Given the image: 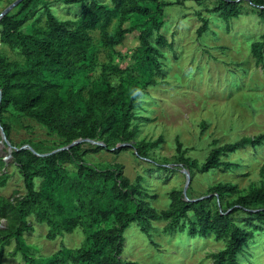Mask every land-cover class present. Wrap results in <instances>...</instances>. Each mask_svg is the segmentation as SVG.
<instances>
[{
  "label": "trees",
  "instance_id": "16d2710c",
  "mask_svg": "<svg viewBox=\"0 0 264 264\" xmlns=\"http://www.w3.org/2000/svg\"><path fill=\"white\" fill-rule=\"evenodd\" d=\"M217 1L214 12L226 22L242 15V4H246L264 24V0ZM63 3L69 7L79 5L77 19L60 20L51 6L44 4L40 13L44 26L23 28L35 16L36 9V0H23L0 20V43L21 55L19 62L0 53V127L12 143L11 126L4 120L10 112L31 118L57 134L63 139V146L79 139L102 142L104 146L81 152L78 144L44 157L29 149L10 152L12 164L22 178L24 194L0 196V220L4 221L0 226V264L5 249L12 243L9 256L20 255L24 264H139L121 258L123 234L133 223L146 233L151 221L167 222V231L179 228L191 237L213 235L225 245L212 255V264H242L241 259L256 245V234L264 232V185L242 195L230 183H217L208 189L210 197L198 201L186 200L182 191H174L168 209L157 212L139 199L145 195L141 178L131 182L122 174L120 164L103 171L82 165L84 155L107 150L112 140L131 143L137 135V123L148 121L140 116V96L155 85V77L164 78L160 50L172 49V43L159 34L163 26L160 1ZM114 19L119 20L118 30L108 37ZM200 21L198 37L208 28L206 19ZM94 30L103 34V46L111 48L121 45L125 34L139 32V46L131 54L133 65L122 72L116 84L112 82L120 71L114 62L101 64L99 78L91 80L90 74L97 65L90 34ZM153 33L156 38L151 41ZM251 57L264 67V35L251 44ZM157 143L136 142L138 157L148 158ZM262 146L264 135L242 137L213 147L199 164L185 156L186 151L176 140L175 160L189 171L192 179L196 171L206 174L237 169L240 165L224 159L247 147ZM32 149L42 154L35 146ZM64 164H75L76 172L69 174ZM4 169L5 162L0 158V189L9 179ZM233 195L237 197L227 200ZM241 212L244 218L239 220L235 214ZM33 223L46 225L49 238L63 236L75 228L82 229L84 238L78 249L61 248L56 255L37 259L28 252L24 241V235L32 232Z\"/></svg>",
  "mask_w": 264,
  "mask_h": 264
},
{
  "label": "rangeland",
  "instance_id": "374dc122",
  "mask_svg": "<svg viewBox=\"0 0 264 264\" xmlns=\"http://www.w3.org/2000/svg\"><path fill=\"white\" fill-rule=\"evenodd\" d=\"M14 1L0 0V13ZM63 1L36 0L35 16L23 28L35 24L44 26V19L40 17L44 4H49L60 20L77 19L79 5L69 7ZM159 1L163 21L159 34L172 43V49L164 47L160 50L164 78L155 77V85L145 89L140 96V116L148 121L137 123L134 141L123 144L112 140L107 150L84 155L82 165L103 171L120 164L122 174L131 182L141 178L140 186L145 195L139 199L157 212L168 209L170 194L174 191H182L184 199L196 200L210 197L208 189L217 183H230L242 195L261 187L264 185L263 146L247 147L224 159L240 165L237 169L206 174L196 171L192 179L189 171L176 162L175 149L178 140L186 151L185 156L201 164L213 147L233 143L242 137L264 135V67L257 65L251 57V44L264 35V24L246 4H242V15L226 22L214 12L217 0ZM99 2L110 5V0ZM200 19L207 20L208 28L198 37L196 31L201 26ZM118 24V19L111 22L108 37L116 33ZM90 34L97 61L90 74L91 80L99 78L101 64L114 62L120 71L112 82L116 84L123 76L122 72L133 65L131 54L139 46V32L134 30L125 34L122 44L114 48L103 46L104 36L99 30ZM155 38L156 33H153L151 41ZM0 53L10 60L21 61L16 50L1 43ZM4 120L11 126L12 143L7 146L0 132V158L9 175L7 185L0 189V196L8 198L14 192L24 194L22 178L12 164L10 152L35 146L42 153L40 155L48 156L68 145L63 146L62 138L31 118L8 112ZM140 141L158 142L146 159L138 157L134 148ZM78 144L81 152L97 146L87 141ZM116 150L119 152L113 153ZM63 167L69 174L76 172L75 164H64ZM236 197L233 195L227 200ZM242 213H236L235 217L242 220ZM3 225L4 221L0 220V226ZM166 225L167 222L151 221L150 229L144 233L137 223L131 224L123 234L125 242L121 258L139 264H212V255L224 248L225 243L213 235L191 237L179 228L167 231ZM32 227V232L24 235V241L29 247L28 252L37 259L56 255L61 248L78 249L84 238L81 228L49 238L46 225L33 223ZM255 242L256 245L241 259L242 264H264V232L256 234ZM13 248L14 243L5 249L1 264H24L20 255L9 256Z\"/></svg>",
  "mask_w": 264,
  "mask_h": 264
},
{
  "label": "water",
  "instance_id": "95a60500",
  "mask_svg": "<svg viewBox=\"0 0 264 264\" xmlns=\"http://www.w3.org/2000/svg\"><path fill=\"white\" fill-rule=\"evenodd\" d=\"M23 0H15L13 3H11L9 6H7L1 13H0V20L5 16V15H7L9 12H11V10L12 9H14L20 2H22ZM237 1H239V0H237ZM0 100H1V92H0ZM0 132H1V139H2V141L4 142V143H6L7 144V146H9L10 147V144H9V142H8V140L6 139V137H5V135H4V132H3V130H2V128L0 127ZM83 141H87V142H91V143H93V144H96L97 146H104L103 145V143H96V142H94V141H91V140H76V141H74V142H72L71 144H69L67 147H64V148H62V149H59L58 151H62V150H67V149H69L70 147H72V146H75V145H77L78 143H80V142H83ZM33 154H35L36 156H39V157H44V156H46V155H40V154H37V153H35L31 148H28ZM17 150V149H16ZM54 153V152H53ZM187 182H189V179H188V177H187ZM183 193H184V191H183ZM202 198H200V199H196V200H192V201H198V200H201ZM187 200V199H186Z\"/></svg>",
  "mask_w": 264,
  "mask_h": 264
}]
</instances>
